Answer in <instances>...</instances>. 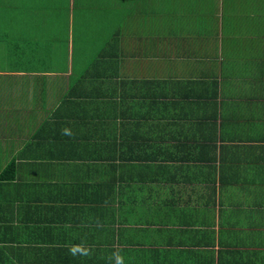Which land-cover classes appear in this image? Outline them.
<instances>
[{"label":"crops","instance_id":"crops-1","mask_svg":"<svg viewBox=\"0 0 264 264\" xmlns=\"http://www.w3.org/2000/svg\"><path fill=\"white\" fill-rule=\"evenodd\" d=\"M114 248L264 264V0H0V264Z\"/></svg>","mask_w":264,"mask_h":264},{"label":"clouds","instance_id":"clouds-1","mask_svg":"<svg viewBox=\"0 0 264 264\" xmlns=\"http://www.w3.org/2000/svg\"><path fill=\"white\" fill-rule=\"evenodd\" d=\"M63 135H72L71 131L67 128L61 130ZM95 246L89 245L86 240H81L79 243H73L68 246V253L72 257H91L94 255ZM122 248H114L110 255L105 259L108 264H126V258L122 254Z\"/></svg>","mask_w":264,"mask_h":264},{"label":"trees","instance_id":"trees-1","mask_svg":"<svg viewBox=\"0 0 264 264\" xmlns=\"http://www.w3.org/2000/svg\"><path fill=\"white\" fill-rule=\"evenodd\" d=\"M13 166H10L5 170L4 177H9L11 178L13 175Z\"/></svg>","mask_w":264,"mask_h":264}]
</instances>
